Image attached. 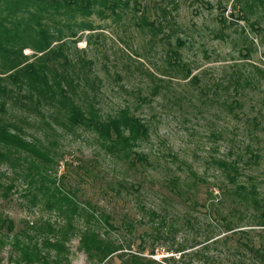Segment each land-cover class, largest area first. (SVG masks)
<instances>
[{"label": "rangeland", "instance_id": "rangeland-1", "mask_svg": "<svg viewBox=\"0 0 264 264\" xmlns=\"http://www.w3.org/2000/svg\"><path fill=\"white\" fill-rule=\"evenodd\" d=\"M139 3L143 15L133 3L107 18L96 12L95 30L68 41L66 53L84 73L75 80L82 107L93 105L104 119L129 110L147 126L134 151L147 163L132 168L111 157L94 132L58 125L48 110L13 109L9 119L58 160L57 177L67 172L65 185L79 190L80 202L111 215L115 229L102 232L124 255L159 264H264L263 222L236 195L245 187L264 199V0ZM143 17L161 28L151 30ZM234 162L233 184L222 165ZM0 173L5 185L16 179L5 164ZM14 186L9 198L0 196V211L15 232L27 222L63 224L41 205L29 211L27 186L19 179ZM67 247V264H97L80 249L79 233ZM13 253L6 241L0 264H19Z\"/></svg>", "mask_w": 264, "mask_h": 264}, {"label": "trees", "instance_id": "trees-1", "mask_svg": "<svg viewBox=\"0 0 264 264\" xmlns=\"http://www.w3.org/2000/svg\"><path fill=\"white\" fill-rule=\"evenodd\" d=\"M131 3L136 13L144 14L139 0H0V165L9 166L16 175L10 185H5L8 178L0 173V196L9 198L19 179L27 186L29 211L41 205L63 223L27 222L24 229L15 232V222L0 211V248L11 241L12 257H17L19 264H67V244L76 233L80 249L97 264H107L112 259L121 264H159L140 254L124 255L123 246L102 232V226L115 229L111 215L89 202H80L79 190L65 185L67 172L57 177L58 160L50 157L40 140H27L19 124L9 119L13 109L39 116L48 110L58 125L94 132L111 157L132 168L137 163H147L144 155L134 152L139 140L147 136V126L129 110L104 119L93 105L82 107L76 100L80 84L75 80L82 82L84 73L66 53L68 41L76 42L81 33L95 30L89 21L96 12L107 18L109 12L118 15L121 9H130ZM162 11L167 13L166 8ZM141 21L153 31L162 26L156 27L146 17ZM27 50L32 54L25 55ZM47 126L54 131L50 124ZM21 168L25 169L22 174L18 172ZM237 168V162L222 165L233 184L239 177ZM236 195L254 206L264 227V199L245 187L237 188ZM152 216L157 215L153 212ZM76 222L83 224L81 230ZM166 259L162 264L172 258Z\"/></svg>", "mask_w": 264, "mask_h": 264}]
</instances>
